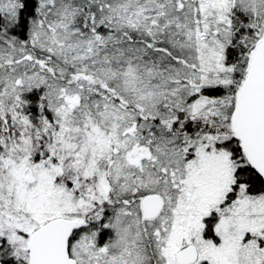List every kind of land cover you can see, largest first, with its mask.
Listing matches in <instances>:
<instances>
[{
  "label": "snow or ice",
  "instance_id": "1",
  "mask_svg": "<svg viewBox=\"0 0 264 264\" xmlns=\"http://www.w3.org/2000/svg\"><path fill=\"white\" fill-rule=\"evenodd\" d=\"M0 264H264V0H0Z\"/></svg>",
  "mask_w": 264,
  "mask_h": 264
}]
</instances>
